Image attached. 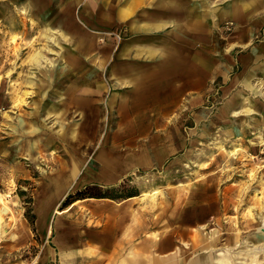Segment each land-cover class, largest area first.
<instances>
[{
	"label": "rangeland",
	"instance_id": "374dc122",
	"mask_svg": "<svg viewBox=\"0 0 264 264\" xmlns=\"http://www.w3.org/2000/svg\"><path fill=\"white\" fill-rule=\"evenodd\" d=\"M87 1L36 0L28 7L26 0H0V207H9L0 220L16 236L0 240L1 259L32 262L41 249L34 201L51 177L65 180L70 174L63 168L72 173L75 166L51 218H62L82 237L85 229L105 227L117 264L132 243L153 236L174 239L166 248L174 264L204 257L209 264H264V252L236 253L262 243L254 234L264 237V221L261 234L247 227L251 215L264 213L257 208L264 204V0L237 16L233 5L241 0H206L217 18L193 39L192 54L194 66L204 67L203 83L195 71L194 93L139 105L109 99L123 92L115 85L114 59L97 62L101 75H93ZM98 37L114 55L125 38L123 29ZM40 51L45 58L35 63ZM86 185L117 187L116 197L78 198L60 209L67 194ZM182 208L191 213L186 218L197 217L191 228L173 222ZM138 225L139 237L130 242ZM232 228L242 235L229 245L224 240ZM197 229L202 241L193 246ZM213 233L220 242L211 246ZM47 243L52 247L51 237Z\"/></svg>",
	"mask_w": 264,
	"mask_h": 264
},
{
	"label": "crops",
	"instance_id": "0c3cea01",
	"mask_svg": "<svg viewBox=\"0 0 264 264\" xmlns=\"http://www.w3.org/2000/svg\"><path fill=\"white\" fill-rule=\"evenodd\" d=\"M34 1L36 0H26V5L34 7ZM241 1L242 5H233L235 16L244 12L245 8H255L259 4V0ZM210 4L213 5L214 2L211 0ZM86 5H89V22L92 29L90 38L93 75H101L102 70L98 69L97 62L103 61L105 65L114 59L111 66L112 74L117 77L115 85L119 92L123 91L109 99H116V102H121L122 105L127 104L128 100L132 102V105L172 103L177 100L174 96L195 92L196 82L193 81L195 71H198L197 80L203 83L204 67L199 64L198 67L194 66L192 54L193 39H200L205 34L207 20L210 25H213L217 18L214 12L216 9H213L212 13L207 11L206 0H88ZM78 19L81 22L79 17ZM63 27L68 26L66 24ZM55 29L64 31V28L55 27ZM122 29L125 38L115 55L110 46L105 44L101 47L97 44L99 34L101 35L104 31ZM64 34L69 37L65 31ZM109 38L114 41L113 37ZM116 64H119L118 68ZM74 98L75 101L81 102V97L76 95ZM63 169L70 175L61 181L70 187L77 170L75 166L72 173ZM45 186V194L34 201L38 232L35 231L37 233L35 235L41 243V249L28 264H117L116 259L110 260L109 246L112 239L110 238V241L107 239L105 227L85 229L83 232L85 236L82 237L80 231L64 224L62 218L57 216L55 217L57 220L51 218L52 214L58 210L59 199L62 198L60 195L56 200V194L59 191L56 189H60L61 186L58 185L60 187L57 188L54 186V189L47 184ZM180 211L185 214L186 209L182 208ZM175 217L173 215L172 218ZM1 219L3 220V217ZM185 219L177 224L191 228L193 224L189 221V217ZM175 220L173 219V222ZM3 224L8 233L0 240L14 241L16 236L10 233L11 226L5 220ZM134 230L136 233L134 234V231L131 233L130 242L133 240L132 237L136 235V238L139 237V225ZM179 234L183 235L186 232L182 230ZM194 235L195 232L190 241L193 246L198 243V237ZM49 237L52 238V247L47 243ZM173 240L170 238L171 243L164 238L158 241L153 236V238H145L142 242L132 243L133 248H130L129 256L126 259L123 258L121 263L174 264L170 256L166 254V248L172 247ZM205 262L210 263L208 258L204 257L202 260L195 258L191 263L186 260L185 264H205ZM0 264H6L1 256Z\"/></svg>",
	"mask_w": 264,
	"mask_h": 264
},
{
	"label": "bare ground",
	"instance_id": "6f19581e",
	"mask_svg": "<svg viewBox=\"0 0 264 264\" xmlns=\"http://www.w3.org/2000/svg\"><path fill=\"white\" fill-rule=\"evenodd\" d=\"M50 35L51 34H46L45 36L48 38V39H51L52 37H50ZM45 58V56L42 54V52L40 51V52H37L36 54H34V62L35 63H39L40 62V60L41 59H44ZM231 153H232V151H231ZM233 162H235L236 160H232ZM58 185H60V186H58ZM70 185V184H69ZM47 186H50V188L52 187H54V186H56V188L57 187H60V189H56L58 192H57V194H56V200L59 198V196L61 195V197H62V195H64V193H66V191L68 190V187L69 186H66V185H64V182L63 181H60V180H58V179H50L48 182H47ZM54 189V188H53ZM156 193V191H153L152 192V195H154ZM191 196V195H190ZM45 197V196H44ZM218 197V196H217ZM54 200V199H53ZM0 201L2 202V200H1V197H0ZM41 202V201H40ZM218 202V201H217ZM259 210H262V211H264V204H259V206L257 207ZM224 209H225V207H224ZM9 211V207L7 206V205H5V204H3L1 207H0V213H2V214H6L7 212ZM41 211V210H40ZM179 212V214L178 215H176V217L175 218H172V219H178V220H184L185 219V217H186V214H191V213H189V211L188 210H186V212H185V214H183V211H178ZM42 217V216H41ZM180 218V219H179ZM197 218V217H196ZM189 219V221L190 222H192L193 220H197V219ZM257 218V219H256ZM57 220V219H56ZM186 220V219H185ZM262 221H264V213H262V214H260L259 216H257L256 217V215H251V217L249 218V222H250V224L248 223L247 224V227H250V225L251 226H254L255 228H256V230H257V232L259 231L260 232V226H259V224H261V222ZM261 231L262 232H264V230H262L261 229ZM195 232V234H197V237H198V235H200V238H198V242L200 241H202V236H201V231L200 230H195L194 231ZM249 232V231H248ZM252 232V231H251ZM215 233H213L212 234V236L210 237V241L208 242V244L209 245H216V244H214V241H215V243L216 242H220V237H219V235H217L218 233H216V235H214ZM260 234H261V232H260ZM5 235H6V230L4 229V224H3V222L0 220V239L2 240L4 237H5ZM242 235V233H240V231H234L233 230V228L232 229H230V233L227 235V237L225 238V242H226V244H229V245H234L235 244V242H237V241H239V239H240V236ZM254 237H256V240L257 241H259V240H262V243L261 244H257L258 242H254L253 244H251V245H253V247H251V248H244L243 249V251L242 250H239V251H237L236 253L237 254H241V253H246V254H249V255H251V256H255V254H257V253H259V252H264V237H261V236H258L257 237V235L256 234H254ZM246 241V240H245ZM248 242H250V240H247L246 241V243H248ZM219 244V243H218ZM246 256V255H245ZM182 258V257H181ZM254 258V257H253ZM256 260V259H255ZM216 262H218L217 264H222L223 263V261L222 260H218V261H216ZM190 263V262H189ZM247 263V262H246ZM205 264H207V262H205Z\"/></svg>",
	"mask_w": 264,
	"mask_h": 264
},
{
	"label": "trees",
	"instance_id": "16d2710c",
	"mask_svg": "<svg viewBox=\"0 0 264 264\" xmlns=\"http://www.w3.org/2000/svg\"><path fill=\"white\" fill-rule=\"evenodd\" d=\"M117 187H111L110 189L102 190V191H95L96 186L95 185H86L81 189H78L77 191L67 194L63 198V202L60 205V209L63 208V206L69 205L73 202L74 200H78V198H94V197H104V198H114L115 193L117 191Z\"/></svg>",
	"mask_w": 264,
	"mask_h": 264
},
{
	"label": "built area",
	"instance_id": "2783aa9c",
	"mask_svg": "<svg viewBox=\"0 0 264 264\" xmlns=\"http://www.w3.org/2000/svg\"><path fill=\"white\" fill-rule=\"evenodd\" d=\"M109 35H112L115 37L118 41L121 40L120 33L119 32H109Z\"/></svg>",
	"mask_w": 264,
	"mask_h": 264
}]
</instances>
